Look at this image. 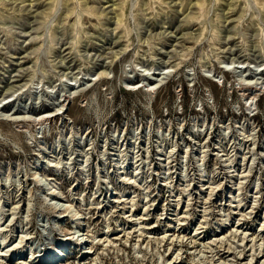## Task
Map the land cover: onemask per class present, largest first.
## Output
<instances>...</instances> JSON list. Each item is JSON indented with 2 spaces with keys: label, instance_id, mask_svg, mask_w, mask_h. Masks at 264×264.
<instances>
[{
  "label": "rangeland",
  "instance_id": "374dc122",
  "mask_svg": "<svg viewBox=\"0 0 264 264\" xmlns=\"http://www.w3.org/2000/svg\"><path fill=\"white\" fill-rule=\"evenodd\" d=\"M0 252L264 264V0H0Z\"/></svg>",
  "mask_w": 264,
  "mask_h": 264
},
{
  "label": "bare ground",
  "instance_id": "6f19581e",
  "mask_svg": "<svg viewBox=\"0 0 264 264\" xmlns=\"http://www.w3.org/2000/svg\"><path fill=\"white\" fill-rule=\"evenodd\" d=\"M156 85V84H155ZM155 85H152V87L154 88V86ZM159 85V84H158ZM158 85H156V86H158ZM136 86V85H135ZM138 86V85H137ZM52 115V113H43V114H40L38 117H37V119H35V122L36 121H38L39 123L40 122H42V121H44V120H46V119H48L50 116ZM212 192V191H211ZM52 193V192H51ZM55 194V193H54ZM237 207V206H236ZM16 208V207H15ZM52 208H54L55 209V211H58L57 210V207H52ZM60 209V208H59ZM67 209V208H66ZM66 211L67 210H63V211H60V215H59V217H66V216H68L69 214H67L66 213ZM185 217V216H184ZM78 218H81V217H79L78 216ZM77 218V219H78ZM141 218V217H140ZM147 218H143V220H142V222H144L145 220H146ZM81 223V222H80ZM80 223L79 222H77V226L78 227H80L81 225H80ZM224 224H225V222H224ZM157 226H156V224H153V225H150L149 227H145V226H142V227H140L141 229H155ZM202 227V226H201ZM203 228H204V226H203ZM139 229V228H138ZM135 231V230H134ZM137 231V230H136ZM139 231V230H138ZM234 231V230H233ZM232 231V232H233ZM26 232V231H25ZM231 232V233H232ZM235 232V231H234ZM199 233H201V232H197L196 234H199ZM236 233V232H235ZM235 233H233V234H235ZM243 233V232H242ZM27 234V233H26ZM67 234H69L68 236H66ZM238 234V233H237ZM246 234V233H245ZM66 235H65V237H67V238H65V240L64 241H61L59 244H61L62 246H64V244L67 242V240H73V242L75 241V243H76V245L77 246H79L80 245V243H82V241H84V240H81L79 237H76L75 238V234L74 233H72V232H68V233H66ZM142 235H144V237H152V236H146V234H142V232L139 234V236H142ZM79 236V235H78ZM134 236V235H133ZM27 237H29V236H22V241L25 239V238H27ZM129 237V236H128ZM163 237H166L165 235L164 236H162V240L164 239ZM171 237V236H170ZM242 237H246V236H242ZM82 239H84V238H82ZM115 239H118V236H117V238H115ZM252 239V238H251ZM221 240V239H220ZM220 240H218V241H220ZM86 242L87 241H89V240H85ZM110 241V240H109ZM164 241V240H163ZM248 241V240H247ZM251 241V240H250ZM21 242V241H20ZM19 242V243H20ZM92 242V241H91ZM111 242V241H110ZM16 244L15 245V247L13 248V250L15 251V252H22L23 250H24V245L23 246H21L20 244ZM84 243V242H83ZM171 243V242H170ZM222 243V242H221ZM92 244L94 245V243L92 242ZM91 248H93V246L91 247ZM251 248H253V247H251ZM58 249H59V246L55 249V251H57V253H56V255L55 256H58ZM12 250V249H11ZM230 251V250H229ZM260 251V250H259ZM4 252V251H3ZM3 252H0V255L1 254H3ZM92 252V250L90 249V250H87L85 253H91ZM95 251H93L92 253H94ZM233 252V251H232ZM35 253V252H34ZM62 253V252H61ZM177 254H179V253H177ZM260 254V253H259ZM55 256H53V258H51V260L52 259H54L55 258ZM236 256V255H235ZM241 256V255H240ZM255 256V255H254ZM254 256H253V258H254ZM264 255H262L261 257H263ZM49 257H51V256H49ZM49 257H44L42 260H41V263L42 262H46V261H51L50 259H49ZM223 257H224V255H223ZM246 257V254L243 256V258H245ZM257 257H258V255H257ZM221 258V257H220ZM229 259V258H228ZM251 260V259H250ZM176 261L177 260H174V262L173 263H170L169 262V264H175L176 263ZM168 262V261H167ZM180 264H182V261L180 260V261H178ZM251 262V261H250ZM249 262V263H250ZM248 263V264H249ZM234 264V263H233Z\"/></svg>",
  "mask_w": 264,
  "mask_h": 264
}]
</instances>
